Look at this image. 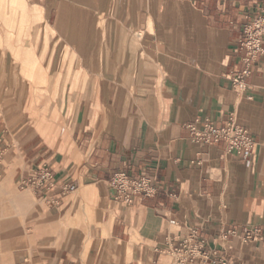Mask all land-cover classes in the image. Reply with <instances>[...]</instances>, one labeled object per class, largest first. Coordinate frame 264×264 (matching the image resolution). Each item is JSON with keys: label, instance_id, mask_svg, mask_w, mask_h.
Returning a JSON list of instances; mask_svg holds the SVG:
<instances>
[{"label": "crops", "instance_id": "1", "mask_svg": "<svg viewBox=\"0 0 264 264\" xmlns=\"http://www.w3.org/2000/svg\"><path fill=\"white\" fill-rule=\"evenodd\" d=\"M19 3L41 21L27 35L42 39L29 47L20 100L0 108L10 117L0 118V177L18 188L47 168L54 188H31L29 247L15 264H173L167 243L192 231L210 258L264 264V52L244 91L231 81L246 68L238 43L264 0ZM24 10V21L36 18ZM131 29L138 46L125 43ZM230 120L254 140L249 157L191 141L190 124ZM117 172L147 177L156 193L116 201ZM63 185L75 191L62 197Z\"/></svg>", "mask_w": 264, "mask_h": 264}, {"label": "rangeland", "instance_id": "2", "mask_svg": "<svg viewBox=\"0 0 264 264\" xmlns=\"http://www.w3.org/2000/svg\"><path fill=\"white\" fill-rule=\"evenodd\" d=\"M20 1L0 0V108L7 107L9 102H5V100L13 97V95L17 97V100H20L23 90L27 88L29 80H31L28 74V64L31 65L33 61L32 57L34 56L33 51L37 50L29 47H31L30 45L38 44L42 39L41 36L27 35L30 21L34 24L41 23V21L38 18L39 16H35L37 15L35 11L29 12L28 7L25 4L19 3ZM23 7L26 15L28 13V15L35 16L36 18L24 21L22 14ZM69 24V20L65 18L59 21L60 27H69ZM125 34V43L139 45L140 37L138 34L140 33L138 31L131 29L130 33L126 32ZM61 50L65 52L70 51V49L65 48ZM113 50L114 52L119 51L118 47H115ZM73 51L76 52V49ZM83 51L85 52L86 49H83ZM128 51L129 48L125 47L121 54L122 71L128 67L126 63L129 56ZM108 55L112 56L110 53ZM117 81L119 80L117 79ZM49 114L51 115L52 113ZM5 115L4 111H0V118ZM4 181L0 177V226L4 227L6 224L15 223L17 224L16 229L26 235V238L15 242L16 245L8 242L10 241L9 237L2 239L1 242L7 243V249L2 254L3 260L0 261V264H15L19 255L29 247L27 221L29 215L34 211L35 200L31 187L21 189L18 186L16 188L13 184L4 183ZM17 235L15 234L13 237L17 239ZM3 243H0V246H3ZM171 262L175 264L174 257L170 260Z\"/></svg>", "mask_w": 264, "mask_h": 264}, {"label": "built area", "instance_id": "3", "mask_svg": "<svg viewBox=\"0 0 264 264\" xmlns=\"http://www.w3.org/2000/svg\"><path fill=\"white\" fill-rule=\"evenodd\" d=\"M263 42L264 7L257 9L253 19L244 26L242 38L238 43V48L245 51L244 62L246 68L236 73L231 81L239 91H244L247 88L245 78L249 74V66L256 61L259 55L263 54ZM188 130L191 141L195 144L223 142L228 153L241 154L246 158L249 157L255 146L254 140L248 131L237 126L232 120L221 128L209 122L203 123L200 128L197 127V123H192L188 126ZM109 184L114 190V199L125 204L132 203L135 197H152L157 191L155 184L147 177L134 181L122 172L115 173ZM19 187L21 189L31 187L38 190H51L54 188V177L47 168H43L37 175L22 181ZM60 189L62 197L75 191V187L66 185H63ZM257 237V231H245V240L253 241ZM204 247L205 240L194 231L190 232L177 245L167 243V249L175 258L177 264H228L226 260L216 256L210 258L209 254L205 253Z\"/></svg>", "mask_w": 264, "mask_h": 264}, {"label": "bare ground", "instance_id": "4", "mask_svg": "<svg viewBox=\"0 0 264 264\" xmlns=\"http://www.w3.org/2000/svg\"><path fill=\"white\" fill-rule=\"evenodd\" d=\"M4 183H6V181H4ZM16 228H17V224H15V223L6 224L4 227L0 226V243H3V242H1L2 239H6L7 237H9L10 241H8V242H11L12 245H16L15 242H17V241L19 242L21 239L26 238L25 237L26 235L20 233ZM15 234H18L17 239L13 237V235H15ZM6 249H7V243L6 244L3 243V246H0V261L3 260L2 254Z\"/></svg>", "mask_w": 264, "mask_h": 264}]
</instances>
